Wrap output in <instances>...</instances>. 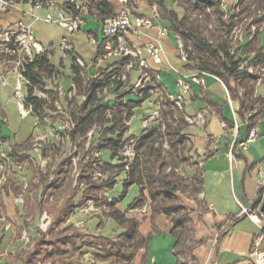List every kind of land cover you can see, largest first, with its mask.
<instances>
[{"label":"crops","instance_id":"crops-1","mask_svg":"<svg viewBox=\"0 0 264 264\" xmlns=\"http://www.w3.org/2000/svg\"><path fill=\"white\" fill-rule=\"evenodd\" d=\"M12 1L15 2L14 7L0 6V30L5 35L7 32L17 31L22 25L26 26L32 32L35 42L42 48L39 53L53 48L54 55L51 56V62L58 68L59 73L55 78L46 82V89L56 91L55 106L58 111L60 110L59 112L69 109L71 111L73 105L69 104V109L68 106L64 108L62 102L68 98L70 101L76 98L72 72L73 56H76L84 67L83 74L86 78L98 76L101 70L118 68L121 62L126 60L121 67L122 77L118 78L121 80L122 86L118 87L112 81L101 94L103 96L110 88L109 95L103 96L105 101H114L121 95L126 96L125 99H129L133 97L132 94L129 95L131 90L135 94L137 93L136 89L140 90L142 70L139 65L143 58L147 60L151 73L160 76V81L157 82L160 92L150 89V97L136 107L135 114L129 121L130 129L127 132L130 134L129 136H138L144 128L148 127L143 123V119L147 115L160 112L163 107L160 100L168 98L178 106L171 96L183 95V101L178 108L188 123L182 132L187 137L185 142V153L188 157V160L185 161L186 171L192 183L196 173L202 179L201 191L196 196L189 197L184 201L186 206L192 210L191 218L195 224V240L200 243L194 251L195 256L199 264H253L252 253L255 250L264 253V229H261L249 216H240V213L242 207L250 209L258 198L262 172H264V119L256 127L261 137L243 148L241 142L248 138L249 131L247 122L239 115V101L231 98L226 84L214 75L207 73L203 77L204 83L195 80L199 70L195 69L193 62L185 59L182 55L181 39L173 31L169 22L160 16L156 0L107 1L111 4L114 13L128 8L133 21L141 16L154 17L156 27L143 29L140 34L127 33L124 35L122 43L134 52L143 50L149 44L161 43L163 47V62L161 64H156L145 51L141 56L109 55L107 57H105V52L98 58L99 44L105 39L103 23L96 19L92 12H89L83 15L80 28L75 32H70L57 22L60 16H70L73 13L70 9L65 8L66 0ZM79 1L86 7L89 6L88 0ZM165 6L177 12L176 9L168 5L167 1ZM48 16L51 17L50 22L45 20ZM162 27L169 29L168 35H161L160 28ZM118 43L116 41L114 45L117 46ZM33 53L34 55L39 54L34 48ZM182 76L191 85L188 93L183 92V88L178 82ZM17 82L18 76L13 71V63L11 66V63L0 59V140L2 150L14 167L12 173L8 174V179H12L14 183L12 182L8 189L3 187L2 193L10 194L12 192L15 196L25 193L29 204V213H25L24 205L8 206L3 199L1 201L4 207L1 217H5V221L15 224L14 217L17 216L18 225L29 236L28 242L22 238V235L17 239L12 238V234L5 231L7 222H1L0 258L7 261V264H10L9 262L12 260L10 251L20 250L27 245L32 248L34 246L32 235L36 230L48 233L52 222V216L48 213V208L44 203L46 197L43 198L45 210L41 213L38 199L32 193L28 194L29 181L40 182L41 164L35 142L45 138L46 135L45 132H42L43 129L38 123V118L33 113H24L28 111L22 110L18 106V100L15 97ZM229 84L233 89L236 88L234 80H230ZM256 90L258 96L264 97V94L259 93L258 89ZM23 91L26 95V81L23 82ZM37 92L36 95L40 96ZM39 92L44 94V92ZM228 95L232 104L228 100ZM235 124L239 125L238 130L235 129ZM32 138L37 155V159L33 160V163L14 161L8 155L12 144L22 145ZM234 144H237V149L233 153L231 149ZM70 145L76 147L71 142ZM101 154L103 157L105 156L104 151ZM15 175L19 176L20 181L15 179ZM42 175L46 180L48 179L43 172ZM48 181L51 183L49 179ZM19 186H23V189L17 194ZM116 188L121 189V184H118ZM108 193V195L112 193L113 198H116L113 191H108ZM145 194L147 197V192ZM146 202L150 203L148 197ZM89 204L73 213L64 226L76 227L83 233L93 236H116L115 231L121 232L115 222L111 220L112 223H109L107 218L108 227L101 225L102 219L100 218L99 227L97 226L98 231H96L94 221L86 222L87 213L90 210L84 209ZM118 208L126 211L129 218H137L128 214V211L133 209L128 210L121 204L118 205ZM44 213L50 217L46 230L40 228L41 217ZM144 218V220L137 219L141 222V235L144 238L150 237L149 250L139 249L134 264H177V258L173 254L176 239L171 233L173 227L171 219L164 214H158L153 218L150 206L149 212ZM236 219L238 220L235 221ZM254 246L255 249H253ZM97 253L96 249L86 247L76 251L69 249V253L63 257L67 264H116L113 261L101 259L96 255ZM39 264L53 263L46 259L44 263L40 261Z\"/></svg>","mask_w":264,"mask_h":264},{"label":"trees","instance_id":"trees-1","mask_svg":"<svg viewBox=\"0 0 264 264\" xmlns=\"http://www.w3.org/2000/svg\"><path fill=\"white\" fill-rule=\"evenodd\" d=\"M88 1L92 15L101 23L114 13L107 0ZM157 1L160 16L169 22L181 39L187 60L194 63L195 69L214 75L226 84L231 98L240 103L239 115L247 122L250 133L264 119V97L258 96L256 90L260 76L250 72L248 68L242 69L241 64L244 61L252 62L264 58V48L260 42L248 37L239 46L240 51L231 54L228 36L233 31L240 13L236 14V11L226 13L221 7L222 0H195L192 7L185 8L186 15L180 17L176 11L165 6V0ZM65 8L79 13L74 3L67 1ZM245 10L243 9L242 14ZM213 17H216L217 24L214 28H210ZM225 18L229 22H225ZM0 42L3 43L4 38ZM4 43L16 49L15 36H10L9 42ZM105 46L106 39L99 44L98 58L106 52ZM251 53H254V56H250ZM52 55H54L53 48L47 49L43 53L34 55L33 60L26 58L20 68L26 79L25 107L32 109L39 122L50 113L49 111H58L55 97L49 101L36 95L37 90L48 92L46 82L59 73L58 68L51 62ZM17 57V52L0 53V59L11 63V66ZM125 61L121 62L118 68L101 70L98 76L86 78L83 74L84 67L79 63L78 58L73 56L72 72L76 98L70 104L73 105L71 121L74 127L68 134L65 130L60 133L68 135L69 141L80 147L75 185L73 186V181L67 182L65 166L68 157L59 162L57 175L51 183L43 177L42 170L38 166L40 182L29 181L28 194L32 193L38 199L41 213L45 210L43 198L46 196L51 198L52 204L47 210L52 216L51 226L48 233L36 230L32 235L34 241L32 248L27 245L20 250L10 251L12 257L10 264H39L46 259L53 264L58 262L67 264L63 256L69 253V249L76 251L86 247L96 249L98 251L96 255L101 259L116 264H134L137 251L141 248L149 250L150 240V237L144 238L141 235V222L137 218H129L126 211L118 208L134 185L139 187L140 193L127 209L142 208L148 197L152 217L164 214L172 221L171 233L176 239L173 254L177 258V264H199L194 251L200 243L195 240L192 210L181 201L179 193L196 196L201 191L202 179L198 173L195 174L193 183L196 189L191 192L185 178L176 173V168L188 160L185 153L187 137L182 133L188 123L178 106L166 98L160 110L161 121L144 128L138 136H130L136 140L135 157L131 159L123 155L121 152L126 146V135L130 129L127 123L135 114L136 107L150 97V88L139 90L136 94L129 92V95H136L129 99L121 95L114 101H105L101 96L112 81L118 87L122 86L118 78L122 77L121 67ZM230 80L235 81V89L230 86ZM97 126L100 130L94 132L93 141H90L89 133ZM165 142L174 154L164 148ZM95 146L100 152L109 149L111 160L106 161L103 155L95 154ZM236 149L237 144H234L232 152L234 153ZM8 155L14 161L33 163V160L37 159L33 138L22 145L12 144ZM97 171H101L99 178H95ZM15 179L20 181L18 175H15ZM12 182V179H7L3 187L8 189ZM118 184L122 186L121 194L109 200L105 193L113 191ZM18 189L17 194L22 191L23 186H19ZM1 193L0 188V196ZM263 193L264 188H259L258 198L249 209L251 212L259 208ZM92 201L104 203L105 217L115 222L117 228L121 230L120 233L108 237L93 236L83 233L76 227L64 226L73 213ZM3 211L4 207L0 202V217L3 216ZM0 264H7V261L0 258Z\"/></svg>","mask_w":264,"mask_h":264},{"label":"rangeland","instance_id":"rangeland-1","mask_svg":"<svg viewBox=\"0 0 264 264\" xmlns=\"http://www.w3.org/2000/svg\"><path fill=\"white\" fill-rule=\"evenodd\" d=\"M167 1L168 5L171 8H174L177 10L178 14L180 17H184L186 15V7H192L193 3L195 2V0H165V2ZM157 0H156V4H157ZM264 0H243V2L240 1L238 8L236 9V14L240 15L237 17V23L233 29V31L231 32V34L228 36V43H229V50L231 52V54H235L236 51H240L241 47H239L240 45H242L243 40H245L246 38L250 37L251 39L257 40L258 42H260V45L264 48ZM158 7V4H157ZM243 9H246L245 12L242 14ZM191 10V9H190ZM158 12L159 11V7H158ZM210 11L208 10V13ZM263 19V20H262ZM262 20V21H261ZM213 24L210 26V28H214L216 23V17H213ZM225 22H229L227 18H225ZM3 31L0 30V40L4 38V42H6V37L4 36V33H2ZM13 36V35H12ZM0 42V46H2L5 43ZM182 42V41H181ZM244 49H242L243 52ZM250 56H254V53H251ZM249 56V57H250ZM241 68H248L249 70H253L252 72H254L255 74L259 75L260 77L263 76V80L264 81V58L261 59H256L255 61H244L241 64ZM58 78V77H57ZM48 82V81H47ZM260 84V86L258 87V85L256 87V89H258L259 93L264 94V82ZM152 85L156 84L155 82H151ZM47 87V85H46ZM48 92H44V94H40V92L38 91L37 93L40 96H44L46 99H48L49 101H51L52 97H55L57 99L56 96V91L55 90H49L47 89ZM110 91V88L107 89V92L103 94V96H108V92ZM132 91V90H131ZM139 91L138 89H136V92ZM136 95L133 94V97H135ZM132 97V98H133ZM164 100H160V103H163ZM70 99H66L65 101L62 102V106L64 108L68 109L69 104H70ZM71 105V104H70ZM61 106V108H63ZM60 111V110H59ZM50 112L48 113L46 116H44L43 120L39 122V125L42 127L41 129H43L42 132H45V139L44 141H41V145L38 147V155L40 158V164H41V169L44 175L47 176V178L52 182L53 180H55V177L57 175L56 173V169L59 165V162L64 159L65 157H68V161L66 163V173L68 176V181L67 182H71L73 181V186L75 185V176L77 173V168H78V157L80 155V147H77V151H75V148L73 146L70 145L69 142V138L68 136L64 133L61 134L60 133V129L59 126L62 125H67L69 121H71V112L69 110H65L63 112ZM177 112V110H175ZM162 116L161 113L158 112L156 114L153 115H147L144 117L143 119V123L150 127V124H153L155 122H159L161 121ZM100 130V127L97 126L93 132H92V136L90 137V141H93V134L94 132H98ZM67 134H68V129L66 128ZM59 133V136H64L66 139V143L62 144L60 141H58V139L55 137V134ZM130 134L126 135V146L123 150V155H127L129 152V150H131V148H134L135 145H133L134 143V139H132L130 136ZM136 142V140H135ZM164 148L166 150H170V152L172 153V149L171 147L167 144V142H165ZM95 154H98L99 156H102L101 152L97 150V146H95ZM104 154H105V160L106 161H110L111 160V151L109 149H105L103 150ZM136 155V151L134 149L133 152ZM174 154V152L172 153ZM75 158V160H74ZM0 163L3 166V171L6 173V175L8 176V174L12 173L13 171V166L11 164H8V162H3L2 160L0 161ZM73 164V165H72ZM98 173L101 171H97ZM115 173V172H114ZM176 173L179 176H182L183 178H185L188 186H190V190L191 192L193 190L196 189V186L194 183H192L191 178L188 176V173L186 171V164L185 162H183L180 166H178L176 168ZM54 178V179H53ZM122 189V186H121ZM121 189H114V195L115 197H119V195L121 194ZM108 193V192H107ZM140 190L139 187L134 185L131 187V189L129 190V193L127 194L126 198L121 202V205H124L125 208L127 209L128 205L139 195ZM109 194V193H108ZM109 197L113 198L112 193H110V195H108ZM180 199L182 202L186 201L187 198H192L191 195H189L188 193H179ZM6 202L8 204V206L10 205H17V204H22L23 206V210L25 213H29L28 211V203H27V199L25 196V193H21L19 196H15L12 192L10 194L5 193H1L0 196V202L2 201ZM46 207L49 209L51 204H52V200L51 198H45V202ZM149 202H146V204L143 206V208H137V209H133L131 211H128L129 216H133V217H137V218H142L143 220L145 219L144 216L146 214H148L149 212ZM95 210H90L89 213H87V218H86V222H90L92 223V221L95 222L94 226L96 231H98L97 226L99 224L100 218L102 219V223L101 225L103 227H108L109 223H112L111 220L106 221V217L104 215V203H98L95 206ZM99 209V210H98ZM8 212V211H7ZM9 216V215H8ZM49 215L47 213H44L43 216L41 217V221H40V228L42 230H46L48 225H49ZM14 219L16 220V225L14 223H9L7 221H5V217H1L0 220L1 222H7V226L5 227V231L7 230L9 233L12 234V238H19L20 235H22V238L28 242L29 241V236L26 233V231L21 230L20 226L18 225V218L17 216L14 217ZM32 220L30 219V222ZM99 227V226H98ZM119 231H115L114 234H118ZM6 253V252H5ZM4 253V254H5ZM3 254V255H4ZM1 257V255H0ZM42 263H44V261H42Z\"/></svg>","mask_w":264,"mask_h":264},{"label":"built area","instance_id":"built-area-1","mask_svg":"<svg viewBox=\"0 0 264 264\" xmlns=\"http://www.w3.org/2000/svg\"><path fill=\"white\" fill-rule=\"evenodd\" d=\"M68 2L74 3L76 10L79 11V13H72L70 16H60V18L57 20L58 23H60L62 26L67 28L70 32H75L77 31L81 24H82V19L83 15L86 13L91 12L89 7H86L82 2L79 0H66ZM240 3V0H222L221 7L226 13L234 12L238 8V5ZM0 6L2 7H14L15 2L12 0H0ZM158 15V14H157ZM47 22L51 21V17L48 16L45 19ZM156 23L154 20V17L150 16H141L136 18L134 21L131 19L130 16V11L128 8H125L121 10L120 12L113 13L110 16H108L104 22H103V36L106 39V53L105 57L109 55H124V56H129V55H136V56H141L143 52L145 51L156 64H161L163 62V47L161 43L159 44H149L144 47L143 50H137V51H131L127 47H125L122 43V39L124 35L127 33H133V34H140L142 33L143 29H150L156 27ZM160 33L162 36H166L169 33V29L166 27L160 28ZM15 36V45L16 49H12V46L9 44L5 43L2 46H0V53L2 52H17L18 57L15 59L13 63V71L17 74L18 76V82L15 87V97L18 100V106L22 110H27L28 112L24 113H32L31 108H26L25 107V97L26 95L24 94L23 91V82L26 81L25 77L23 76L21 72V65L23 64L24 60L28 58L29 60H33L34 58V53H33V48L37 50V52H41L42 48L40 45L35 42L34 37L32 32L29 30L28 27L26 26H20V28L17 31L14 32H7L5 33V37L7 42H9L10 36ZM118 41V45L115 46L114 43ZM180 47L182 50V55L184 56L185 59H187V56L184 52L183 49V44L180 42ZM80 62V61H79ZM140 68L142 70V85L139 87L140 91L150 88L152 91H158L160 92V87L158 85V81H160V76L158 74H152L148 64L147 60L143 58L140 61ZM252 72L253 70H249ZM254 73V72H252ZM207 73L198 71V75L196 76L195 80L199 83H204L203 77ZM255 74V73H254ZM219 79V78H218ZM221 82H223L221 79H219ZM263 80V76L260 77L258 80L257 85L261 84ZM155 82L156 84L152 85L151 82ZM179 84L183 88L184 93H188L191 89L190 83H188L185 79L184 76H182L178 80ZM175 103L178 106H181V103L183 101V95H178V96H171ZM228 100L232 104L231 98L228 95ZM39 123V121H38ZM129 124V122L127 123ZM74 127V123L72 121H69L67 125H62L59 126L60 131L66 130H71ZM239 125L235 124V129L238 130ZM93 132V131H92ZM92 132L89 133V137L92 136ZM55 137L60 141L62 144H65L66 139L64 136H59V133L55 134ZM261 137L260 132L254 128L250 131L248 138L245 141L241 142V146L243 148H246L251 142H254L258 140ZM45 138H41L35 142V147L38 149V147L41 145V141H44ZM133 145H135V140ZM89 146V144L87 145ZM75 151H77V147H74ZM232 151V149H231ZM129 153L126 155L133 159L135 157L134 148H131V150L128 151ZM123 153V152H121ZM98 155V154H97ZM230 157L232 155L230 154ZM3 162H8L10 163V160L8 156L5 154V152L2 150V142L0 140V161ZM75 160V158H74ZM128 168V167H127ZM101 176V173L96 172L95 173V178H99ZM8 176L6 173L3 171V166L0 163V188L3 189L2 187L4 184L7 182ZM260 188H264V172H262V179L260 182ZM105 196L109 198L108 193H105ZM263 198H264V193H263ZM262 198V199H263ZM109 200H111L109 198ZM101 203V202H100ZM98 203L92 201L89 206L84 209V210H96L95 206ZM247 215L249 216L252 220H254L261 229H264V213H261L259 208L255 211H250L247 208L242 207L240 216ZM253 257V264H264V253L260 252L259 250H255L252 253Z\"/></svg>","mask_w":264,"mask_h":264},{"label":"water","instance_id":"water-1","mask_svg":"<svg viewBox=\"0 0 264 264\" xmlns=\"http://www.w3.org/2000/svg\"><path fill=\"white\" fill-rule=\"evenodd\" d=\"M259 210H260L261 213H264V198L261 201V205H260Z\"/></svg>","mask_w":264,"mask_h":264},{"label":"bare ground","instance_id":"bare-ground-1","mask_svg":"<svg viewBox=\"0 0 264 264\" xmlns=\"http://www.w3.org/2000/svg\"><path fill=\"white\" fill-rule=\"evenodd\" d=\"M261 205V204H260ZM259 208H260V206H259Z\"/></svg>","mask_w":264,"mask_h":264}]
</instances>
